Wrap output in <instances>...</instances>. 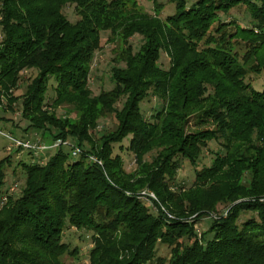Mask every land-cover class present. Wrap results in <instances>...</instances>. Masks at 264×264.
<instances>
[{
  "label": "trees",
  "instance_id": "obj_1",
  "mask_svg": "<svg viewBox=\"0 0 264 264\" xmlns=\"http://www.w3.org/2000/svg\"><path fill=\"white\" fill-rule=\"evenodd\" d=\"M147 1L152 13L136 0H0V104L20 99L25 131H39L47 144L71 139L80 150L73 156L59 145L44 163L18 161L24 185L0 208V264H75L64 260L78 256L63 240L70 227L90 232L88 264H264V87L247 81L264 69V0H168L174 12L165 18L159 0ZM68 5L73 22L63 13ZM238 5L252 27L228 32L234 22L220 14ZM102 31L116 43L113 85L93 95L90 65ZM233 36L244 40L242 55ZM27 69L37 73L13 97ZM150 94L161 105L146 118L140 104ZM62 105L68 110L57 116ZM108 115L114 128L95 139L98 119ZM126 138L135 162L129 172L113 151ZM211 140L220 150L197 169ZM10 155L0 159V186ZM180 158L195 168L189 187L174 184ZM144 189L158 199L155 213L139 197ZM219 204L228 206L225 215H209L208 229L197 233V221ZM157 244L170 248L169 257L156 256Z\"/></svg>",
  "mask_w": 264,
  "mask_h": 264
},
{
  "label": "rangeland",
  "instance_id": "obj_2",
  "mask_svg": "<svg viewBox=\"0 0 264 264\" xmlns=\"http://www.w3.org/2000/svg\"><path fill=\"white\" fill-rule=\"evenodd\" d=\"M147 12L152 13V4L147 0H136ZM163 4V9L161 10L159 16L161 18H165L167 15H170L174 12L173 3L168 0H159ZM63 13L67 16L70 21H75L78 17L73 11V6L68 5L64 8ZM221 20L225 22H234L228 27L226 30L228 32H234L236 29V25H240L243 27H252L251 18L249 13L244 5H238L232 8L227 14H220ZM216 24H214L215 26ZM107 31L101 32L100 38V48L95 51L93 59L90 65V74L88 85L93 95L99 93L100 90L110 89L113 85V81L111 80V67L115 64L112 61V58L116 51V43L107 41L108 37ZM2 32L0 28V40H1ZM130 44L134 51H136L141 43V37L139 35H134L130 38ZM233 46L236 49L238 55H242L245 51L244 40L240 36H233L232 38ZM122 65V64H120ZM159 65L161 67L167 68L168 57L164 52H161L159 58ZM35 69H27L23 70L20 75V80L16 89H13L11 94L13 97H17L21 95L26 85L30 82V80L36 75ZM247 81L251 82L252 86L256 90H261L264 87V69L260 72H249L247 75ZM53 83V79L50 80V84ZM53 90L51 87L47 90V98L53 97ZM121 103H118L120 106ZM161 105L160 100L150 94L143 102L140 104L141 111L143 115L148 118L156 108ZM21 100L13 102L11 106H7L6 100L3 99L0 104V129L3 131H8L12 133L15 137H24L30 138L31 140H36L40 138L42 141L48 142V138H44V135L39 131L29 128L27 131L24 128L28 125V121L25 120L21 116ZM68 110V106H59L55 110V114L57 116H63L64 112ZM71 116H74V113H71ZM116 121L114 120L112 115H108L106 117H101L98 119L97 127L92 131V135L95 139H97L104 131H108L114 128ZM193 123L190 122L189 126L192 128H214L213 125H203V126H193ZM70 144L68 147L65 146L64 149L72 150L73 141L71 139L67 140ZM128 143V138L123 140L122 148H118V145L113 146V151L120 154L123 158L124 168L127 172L133 170L135 167L134 155L126 149V144ZM16 150V151H15ZM220 150L219 144L211 140L207 142V146L203 148L200 158L197 162V169H200L202 166H207L211 162V158L213 156L212 152ZM54 152V149L45 152L44 155L40 158L39 163H44L48 157ZM8 153H10V161L8 162L5 174L6 178L4 183L0 186V208L7 202L8 197L12 198L18 197L20 191L24 185L25 173L22 169L21 165L18 164V161L23 162H32L35 161V158H31L26 151L17 150L13 147H10L9 141L0 135V159L5 157ZM153 153V152H151ZM151 153L145 155V159H150ZM96 158L94 155H89ZM33 159V160H32ZM90 160V159H88ZM96 160H98L96 158ZM91 161V160H90ZM93 162V161H92ZM195 176V168L188 162L187 160L180 158V168L178 169L175 176V185H181L184 187H189ZM14 184L16 187H14ZM140 198L143 199L144 204L148 207L151 212H156L155 202H158V199L154 192L149 189H144L138 193ZM161 210L168 216L173 217L174 215L170 213L164 205H160ZM228 206L224 204H219L216 207V211L208 212V217L200 218L197 223L194 225V228L197 233H201L206 231L210 225L211 217H218L220 214L225 215L226 208ZM252 215V213H244L241 219L248 218ZM195 216V215H194ZM192 216V218L194 217ZM191 218V219H192ZM240 219V220H241ZM208 234L207 236H210ZM63 240L68 243L70 247H76L78 250V256L76 259L71 258V256H65L64 260L66 262H72L75 264H88V253L89 249L92 246V241L90 238V232L84 229H75L73 227L64 229L63 232ZM156 256L169 257V247L162 244H157L156 247Z\"/></svg>",
  "mask_w": 264,
  "mask_h": 264
},
{
  "label": "built area",
  "instance_id": "obj_3",
  "mask_svg": "<svg viewBox=\"0 0 264 264\" xmlns=\"http://www.w3.org/2000/svg\"><path fill=\"white\" fill-rule=\"evenodd\" d=\"M0 135L9 141V145L11 147L17 148V149L19 148L23 151L31 152L32 156L36 160H39V161L41 160L40 158L44 155V153L47 150L55 149L59 145H66V146L70 145L67 140L63 141L60 139H57L50 144H47V143H44V142L37 140V139L31 140V139L17 138L15 136H13L11 133H8V132L2 131V130H0ZM79 153H80L79 148H77V147L72 148L71 154L73 156H77ZM88 159H90L93 162L100 163L99 160H96V158H94L93 156H88ZM14 187H16L15 184H14Z\"/></svg>",
  "mask_w": 264,
  "mask_h": 264
}]
</instances>
